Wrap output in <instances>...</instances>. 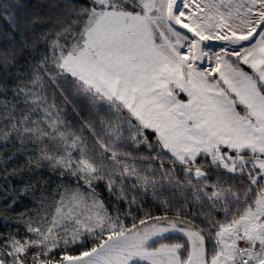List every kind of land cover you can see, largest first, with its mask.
<instances>
[{"label": "snow or ice", "instance_id": "1", "mask_svg": "<svg viewBox=\"0 0 264 264\" xmlns=\"http://www.w3.org/2000/svg\"><path fill=\"white\" fill-rule=\"evenodd\" d=\"M0 264H264V0H0Z\"/></svg>", "mask_w": 264, "mask_h": 264}]
</instances>
